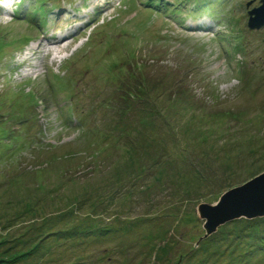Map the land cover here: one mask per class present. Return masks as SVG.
<instances>
[{
  "label": "rangeland",
  "instance_id": "374dc122",
  "mask_svg": "<svg viewBox=\"0 0 264 264\" xmlns=\"http://www.w3.org/2000/svg\"><path fill=\"white\" fill-rule=\"evenodd\" d=\"M117 1L46 0L39 29L0 0V264H264V218L202 240L198 215L264 174V0H208L200 31Z\"/></svg>",
  "mask_w": 264,
  "mask_h": 264
},
{
  "label": "water",
  "instance_id": "95a60500",
  "mask_svg": "<svg viewBox=\"0 0 264 264\" xmlns=\"http://www.w3.org/2000/svg\"><path fill=\"white\" fill-rule=\"evenodd\" d=\"M263 13L264 10L251 13L258 14L261 19V24L257 26L264 25ZM251 21L252 24H258L254 19ZM198 215L205 221L206 233L202 240L208 239L230 222L264 218V174L241 187L231 189L214 205L202 204L198 207Z\"/></svg>",
  "mask_w": 264,
  "mask_h": 264
},
{
  "label": "trees",
  "instance_id": "16d2710c",
  "mask_svg": "<svg viewBox=\"0 0 264 264\" xmlns=\"http://www.w3.org/2000/svg\"><path fill=\"white\" fill-rule=\"evenodd\" d=\"M237 50H238V52H242L241 50H242V48H241V45H239L238 46V48H237ZM186 93H187V91H186ZM181 94H183V91L181 92ZM141 96L138 94H136L135 92H133V91H130V95H127V96H124L123 98H126V99H137V98H140ZM141 100H143V98L141 99ZM144 101V100H143ZM5 133V132H4ZM3 140H5V138L3 137L2 138ZM241 233V232H240ZM239 237V236H238ZM237 250V249H236ZM235 250V251H236ZM235 251L234 252H230L229 254H232V258L234 257V253H235ZM220 256H222V254L220 255ZM236 258H233L232 260H230V262L229 263H231V262H233L234 260H235Z\"/></svg>",
  "mask_w": 264,
  "mask_h": 264
},
{
  "label": "bare ground",
  "instance_id": "6f19581e",
  "mask_svg": "<svg viewBox=\"0 0 264 264\" xmlns=\"http://www.w3.org/2000/svg\"><path fill=\"white\" fill-rule=\"evenodd\" d=\"M149 5L151 6V5H155V6H158V7H160L162 4L160 3V2H158L157 0H152V1H150V3H149ZM96 6H97V4H96ZM93 7H95V6H93ZM168 7L167 6H165V9H167ZM205 8V7H204ZM181 22V24H182V22H184V21H180ZM60 42H62V40L60 39L59 40ZM58 41V42H59Z\"/></svg>",
  "mask_w": 264,
  "mask_h": 264
}]
</instances>
